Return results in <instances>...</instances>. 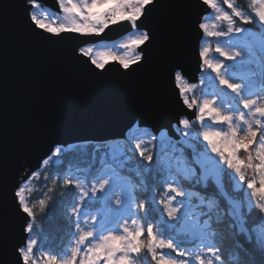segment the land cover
<instances>
[{"label": "snow or ice", "instance_id": "obj_1", "mask_svg": "<svg viewBox=\"0 0 264 264\" xmlns=\"http://www.w3.org/2000/svg\"><path fill=\"white\" fill-rule=\"evenodd\" d=\"M57 2L63 22L36 11L37 0H22L24 22L38 40L64 42L61 55L70 65L93 77L110 62L122 75L145 67L160 0ZM191 6L212 13V30L204 11L193 21L199 34L216 40L214 49L198 52L199 82L208 90L192 98L197 85L187 71L162 58L155 71L174 82L180 111L159 145L155 135L130 125L123 140L55 147L42 158V171L21 164L0 193L21 221L15 242L0 233V264H145L149 257L151 264H264V0L246 7L240 0H191ZM110 25L130 33L119 44L122 54L73 45ZM66 152L72 157L58 167ZM41 177L46 190L37 204L33 182ZM225 178L236 197L225 191ZM57 209L66 231L54 250L41 237Z\"/></svg>", "mask_w": 264, "mask_h": 264}, {"label": "water", "instance_id": "obj_2", "mask_svg": "<svg viewBox=\"0 0 264 264\" xmlns=\"http://www.w3.org/2000/svg\"><path fill=\"white\" fill-rule=\"evenodd\" d=\"M37 3L59 12L56 0ZM201 11L206 16L210 9H193L191 0H160L149 24L154 40L145 67L122 75L110 62L106 73L93 77L62 57L64 42L31 35L22 0H0V193L15 182L21 164L40 170L42 158L57 146L123 140L130 125L158 136L174 123L180 111L178 89L155 69L164 58L182 65L189 82H197L202 35L193 21ZM128 33L121 25H110L100 36L72 43L84 47ZM20 228L13 206L0 195V233L11 244Z\"/></svg>", "mask_w": 264, "mask_h": 264}, {"label": "trees", "instance_id": "obj_3", "mask_svg": "<svg viewBox=\"0 0 264 264\" xmlns=\"http://www.w3.org/2000/svg\"><path fill=\"white\" fill-rule=\"evenodd\" d=\"M240 2L246 7L249 4L250 0H240ZM246 27L251 28V26H246ZM153 144L158 145L157 140L153 141ZM152 150L157 151V149L155 148ZM89 151H91V148H89ZM71 157H72V153L66 152L63 158V164L58 165V167H65L67 165L68 160ZM42 170L43 169H41V171ZM33 183L35 184V189L32 193V202L38 204V199L41 198L42 192L46 190V185L43 180V177H41L39 181H34ZM224 185H225V191L227 192L228 196L230 197L237 196V193L233 191L232 185L227 180V178H225ZM208 191H215V189L210 187ZM217 195L219 197L222 206L226 207L227 202L225 200V197L219 195V193H217ZM36 211H37V217H36L37 223H40L43 214L39 212L38 206ZM253 219L254 217L249 218L250 223L252 222ZM65 231H66V227H65L64 219L60 214V210L57 209L55 213L47 216L45 220V235L44 237H41V239L44 242L45 246L54 250H59V247L62 244V237H64ZM145 264H151L150 257L146 258Z\"/></svg>", "mask_w": 264, "mask_h": 264}, {"label": "rangeland", "instance_id": "obj_4", "mask_svg": "<svg viewBox=\"0 0 264 264\" xmlns=\"http://www.w3.org/2000/svg\"><path fill=\"white\" fill-rule=\"evenodd\" d=\"M219 2L222 3V0H219ZM37 11L40 13V14H44V13H47L50 17H53V18H56L58 21L60 22H63V13L62 12H53V11H50L49 9H45L43 8L42 6H40L39 9H37ZM206 18V22L209 23V30H212L211 28V25H212V13H211V10L210 12L205 16ZM237 23H239L237 21ZM130 33L126 34L125 36L115 40V41H111V42H100V43H97V44H94V45H89L90 47H93L95 51L97 52H105V51H111L113 53H120L122 54L123 53V49L119 48V44L128 38ZM216 46V40L214 38H204L202 36V39H201V42H200V47H199V50L203 47H208L210 49H214ZM209 56L210 57H215V56H218V54H216L214 51H210L209 53ZM210 75V73H209ZM200 74L198 75V80L196 83L197 85V88H196V93H195V97H192V98H199L200 95H201V89H204L205 91H207V87H206V83L205 84H200ZM191 96V94H190ZM196 129L199 130V125L197 124L196 126ZM136 129L138 130H146V129H139L136 127ZM135 130V129H134ZM149 133L150 131L147 130ZM137 134H139V132H137ZM151 134V133H150ZM166 134L165 132H162L160 133L157 137V142H158V145L160 144V140L162 137H164ZM108 141H111V140H108ZM43 169V168H41ZM40 169V170H41Z\"/></svg>", "mask_w": 264, "mask_h": 264}, {"label": "bare ground", "instance_id": "obj_5", "mask_svg": "<svg viewBox=\"0 0 264 264\" xmlns=\"http://www.w3.org/2000/svg\"><path fill=\"white\" fill-rule=\"evenodd\" d=\"M56 3H57V6H58V9H59V5H58V2H57V0H56ZM37 11V10H36ZM59 12H60V9H59ZM85 47V46H84Z\"/></svg>", "mask_w": 264, "mask_h": 264}, {"label": "built area", "instance_id": "obj_6", "mask_svg": "<svg viewBox=\"0 0 264 264\" xmlns=\"http://www.w3.org/2000/svg\"><path fill=\"white\" fill-rule=\"evenodd\" d=\"M46 9V8H45Z\"/></svg>", "mask_w": 264, "mask_h": 264}]
</instances>
